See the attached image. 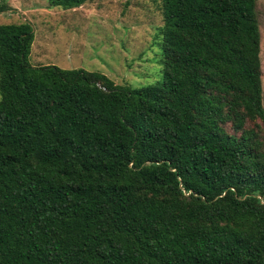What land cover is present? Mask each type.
I'll return each mask as SVG.
<instances>
[{
    "label": "trees",
    "instance_id": "trees-1",
    "mask_svg": "<svg viewBox=\"0 0 264 264\" xmlns=\"http://www.w3.org/2000/svg\"><path fill=\"white\" fill-rule=\"evenodd\" d=\"M254 3L161 0L139 86L31 65V24L0 25V264H264Z\"/></svg>",
    "mask_w": 264,
    "mask_h": 264
},
{
    "label": "rangeland",
    "instance_id": "rangeland-1",
    "mask_svg": "<svg viewBox=\"0 0 264 264\" xmlns=\"http://www.w3.org/2000/svg\"><path fill=\"white\" fill-rule=\"evenodd\" d=\"M0 6V25L31 24V65L98 71L128 86L160 77L161 0H85L71 9L48 7L46 0H0ZM254 10L264 109V0H255Z\"/></svg>",
    "mask_w": 264,
    "mask_h": 264
}]
</instances>
